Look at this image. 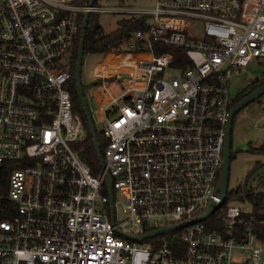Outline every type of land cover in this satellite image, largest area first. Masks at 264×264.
Segmentation results:
<instances>
[{
    "label": "built area",
    "instance_id": "1",
    "mask_svg": "<svg viewBox=\"0 0 264 264\" xmlns=\"http://www.w3.org/2000/svg\"><path fill=\"white\" fill-rule=\"evenodd\" d=\"M113 1L0 0V264H264L252 207L216 199L231 81L264 65V0ZM106 11L142 27L94 73L106 140L96 175L77 148L87 134L70 81L86 13ZM116 77L113 93L106 79ZM220 207L222 227L211 229Z\"/></svg>",
    "mask_w": 264,
    "mask_h": 264
},
{
    "label": "rangeland",
    "instance_id": "2",
    "mask_svg": "<svg viewBox=\"0 0 264 264\" xmlns=\"http://www.w3.org/2000/svg\"><path fill=\"white\" fill-rule=\"evenodd\" d=\"M100 6H114L113 0H97ZM130 4L139 7H152L154 0H131ZM126 16L117 12H100L98 20L100 24L108 31L116 30L122 24V20ZM103 57L100 53L85 54L82 67V82L86 86V98L91 109L96 128L100 132L103 129V124L100 121V109L97 101L98 95L94 93L96 86L101 85L102 78H98L94 73L99 69V63ZM264 72V65L253 61L249 64L245 71L236 74L231 81L232 96L247 86L253 79ZM119 78L106 79L108 88L114 93L118 92ZM117 85V87H116ZM264 94L256 98L237 114L233 125L232 134V149L234 158L231 160L230 176L228 191L236 190L238 187L248 183L255 185L258 179L264 175ZM261 163L257 169L254 166ZM252 172V174H250ZM250 174V176H249ZM227 205H240L244 209L249 210L251 205L241 201L238 194L229 195L226 201ZM115 210L118 220L125 217L123 210V200L120 197L119 190L115 189ZM224 211V210H223Z\"/></svg>",
    "mask_w": 264,
    "mask_h": 264
},
{
    "label": "trees",
    "instance_id": "3",
    "mask_svg": "<svg viewBox=\"0 0 264 264\" xmlns=\"http://www.w3.org/2000/svg\"><path fill=\"white\" fill-rule=\"evenodd\" d=\"M78 2L87 3L90 0H76ZM99 13H92L89 18V23L87 27V35L85 39L84 46V56L88 53H104V52H113V51H122L124 50L131 33L140 29L142 27L139 18H124L122 20L121 26L112 32H108L98 20ZM80 37L77 47L73 51L72 55V72L73 76L70 81V89L73 95V107L76 111L81 113L83 118L84 129L87 134V138L81 143L77 144L78 151L82 158L87 162L91 167L92 172L96 175L100 174L103 170V167L100 164L96 147L94 144L92 132L86 115L84 113L82 104L80 102L75 80L76 64L78 60V49H79ZM84 85V84H83ZM259 85L257 82H250L247 86L240 89L234 98V103L241 100L242 96L247 95L250 91L257 88ZM84 89L86 86L84 85ZM239 93H241L239 95ZM98 140L101 146L102 152H104V147L106 145V140L102 134V131H98ZM264 151V148L262 149ZM234 152L232 149V159L234 158ZM261 163H257L254 166L252 172L260 166ZM250 172V174H252ZM249 174V176H250ZM8 179V170L0 167V185L4 187L6 180ZM249 179L245 180V184L238 187L236 190L228 191L229 195L238 194L239 199L244 202H248L253 210V213L256 217V227L257 231L260 234L261 238L264 239V175L261 176L255 185L248 183ZM7 202L0 199V219L4 218L6 215L2 213V209L6 206ZM226 202L222 206L226 207ZM222 207L218 208L211 219V229L221 228L222 219H223V209ZM152 240V239H148Z\"/></svg>",
    "mask_w": 264,
    "mask_h": 264
},
{
    "label": "water",
    "instance_id": "4",
    "mask_svg": "<svg viewBox=\"0 0 264 264\" xmlns=\"http://www.w3.org/2000/svg\"><path fill=\"white\" fill-rule=\"evenodd\" d=\"M96 0H90V4L93 5L95 3ZM91 13L87 12L84 18V22L82 25V30H81V38H80V43H79V49H78V60H77V64H76V72H75V80H76V88H77V93L80 99V102L82 104L84 113L86 115V118L88 119L89 125H90V129L92 132V136H93V140H94V144L96 147V151H97V155L100 161L101 166L104 168L105 167V161L103 159V155H102V150H101V146L98 140V134H97V128H96V124L91 112V109L89 107L87 98H86V93H85V89H84V85L82 82V67H83V59H84V46H85V39H86V35H87V27H88V23H89V18H90ZM264 94V83L261 84L259 87H257L254 91H252L251 93H249L248 95H246L245 97H243L241 100H239L238 102H236L232 108V115L228 121L227 124V136H226V141H225V147H224V161H223V167H222V174H221V178H220V183L218 186V197L217 202L219 204H222L228 195V184H229V176H230V167H231V160H232V134H233V120L236 116V114L242 109L244 108L246 105H248L250 102H252L253 100H255L256 98L262 96ZM107 179H108V185H109V195H110V204H111V209H112V219L114 220V204H115V196H114V191H113V185H112V178L110 176L109 173H107ZM217 207L216 204L214 205H209L206 213L197 218V219H193L191 220H200V219H205L206 217H208ZM189 221L187 222H183V223H179L173 226H169L165 229H158L155 231H152L150 233H148L149 236L155 235V234H160V233H167L170 232L174 229H177L179 227H182L184 225H186ZM125 234V233H124ZM126 236L132 237L135 240L141 241L145 238L144 235H139V236H132L129 234H125Z\"/></svg>",
    "mask_w": 264,
    "mask_h": 264
},
{
    "label": "flooded vegetation",
    "instance_id": "5",
    "mask_svg": "<svg viewBox=\"0 0 264 264\" xmlns=\"http://www.w3.org/2000/svg\"><path fill=\"white\" fill-rule=\"evenodd\" d=\"M252 82H257V84L260 86L261 84H263L264 83V72L262 73V74H260V75H257L254 79H253V81ZM258 86V87H259ZM256 89V88H255ZM254 89V90H255ZM254 90H252V91H254ZM252 91H250L249 93H251ZM249 93H247V95L249 94ZM241 93H239V95H240ZM246 95H244V96H242V98L243 97H245ZM261 97V96H260ZM241 98V99H242Z\"/></svg>",
    "mask_w": 264,
    "mask_h": 264
},
{
    "label": "crops",
    "instance_id": "6",
    "mask_svg": "<svg viewBox=\"0 0 264 264\" xmlns=\"http://www.w3.org/2000/svg\"><path fill=\"white\" fill-rule=\"evenodd\" d=\"M235 118H236V116H235ZM235 118H234V120H233V125H234Z\"/></svg>",
    "mask_w": 264,
    "mask_h": 264
}]
</instances>
